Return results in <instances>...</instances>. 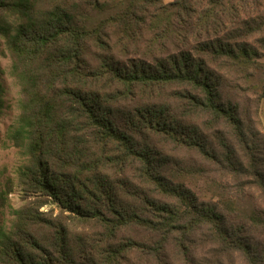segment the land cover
Wrapping results in <instances>:
<instances>
[{
  "label": "trees",
  "instance_id": "16d2710c",
  "mask_svg": "<svg viewBox=\"0 0 264 264\" xmlns=\"http://www.w3.org/2000/svg\"><path fill=\"white\" fill-rule=\"evenodd\" d=\"M208 2L194 16L205 38L169 50L165 42L181 15L163 0H0V35L22 95L10 138L28 155L23 174L38 196L37 206L14 209L9 229L0 226V264H121L123 244L99 243L77 229L88 223L107 241L124 228L145 229L159 237L152 246L157 254L169 239L186 248L204 240L217 254L264 264L262 242L246 227H261L264 236V217L252 209L230 221L198 201L177 179L187 171H171L151 138L161 135L222 161L228 174L264 195L258 158L264 147L246 136L238 106L221 96L212 67L240 74L264 97L263 53L252 43L264 49V10L259 0ZM146 32L150 41L140 53L132 46ZM129 53L136 57L121 60ZM167 85L189 88L178 93L191 110L232 127L244 157L207 147L194 125L155 102L153 92ZM3 200L0 189V214ZM47 203L56 204L59 215L39 210Z\"/></svg>",
  "mask_w": 264,
  "mask_h": 264
},
{
  "label": "rangeland",
  "instance_id": "374dc122",
  "mask_svg": "<svg viewBox=\"0 0 264 264\" xmlns=\"http://www.w3.org/2000/svg\"><path fill=\"white\" fill-rule=\"evenodd\" d=\"M259 1L261 4L257 7L262 6L260 9L264 10V0ZM163 3L167 4L172 13L181 15L180 20L175 21V34L165 42L167 49L172 50L175 47L189 49L205 38L204 34L198 31L194 16L196 17L209 6L208 0H163ZM252 8L249 7L247 11L252 12ZM262 35L256 34L255 39ZM148 40L150 41L149 33H142L139 40L134 42L135 47L132 48L139 49L140 53L145 52ZM252 43L263 53L261 60L264 61V49L259 47L257 40H253ZM126 57L136 56L130 53L127 56L121 54V60H125ZM11 62V55L3 36L0 35V189L5 192V200L1 205L0 226L6 230L14 221V209L27 203L37 206L38 197L29 191L28 181L23 174L25 165L28 164V155L25 154L24 148L17 146L10 138L11 132L18 125L19 103L22 99L20 88L11 76ZM212 67L220 81L221 96L224 99L230 97L238 106V115L242 120L246 136L253 134L256 143L264 147V97L251 92L246 80L240 74L222 67ZM186 89L189 88L167 85L153 92V100L168 105L172 109V114L194 125L207 147L220 153L223 149H227L234 152L236 157H244L245 152L237 141L235 130L223 120H216L199 110H191L187 99L178 93H186ZM151 138L154 145L169 157L167 167L171 171L180 172L179 174L187 171L177 179L194 192L198 201L215 206L230 221L242 220L248 215H245L246 212L252 209L264 217V195L261 190L252 183H246L228 174L226 171L229 170L224 163H221L222 161H211L195 149L176 144L161 135H154ZM259 155V162L264 171V148L260 150ZM243 163L247 167L244 159ZM128 171L131 174L134 169ZM170 178L177 180L175 177L170 176ZM39 210L51 212L53 216L59 215L56 204L47 203ZM246 227L254 239L262 242L264 248V236L260 232L262 228L255 229L248 224ZM77 229L89 233L99 243L123 244L126 252L121 256V264H162L163 262L185 264L181 251L186 253L184 257L187 264H246L237 253L217 254L212 244L204 240H195L190 248H186L188 244L185 243V247H178L172 239H169L163 243V248L157 254L152 246L159 237L142 228L121 229L112 241L105 240L100 228L94 223L79 224Z\"/></svg>",
  "mask_w": 264,
  "mask_h": 264
}]
</instances>
